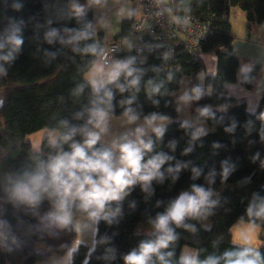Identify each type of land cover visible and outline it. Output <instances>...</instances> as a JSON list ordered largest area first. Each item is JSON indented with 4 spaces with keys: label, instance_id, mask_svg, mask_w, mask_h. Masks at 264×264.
Listing matches in <instances>:
<instances>
[{
    "label": "trees",
    "instance_id": "1",
    "mask_svg": "<svg viewBox=\"0 0 264 264\" xmlns=\"http://www.w3.org/2000/svg\"><path fill=\"white\" fill-rule=\"evenodd\" d=\"M68 1L0 0V264H35L51 252L64 254L69 249L76 233L51 215L60 200L54 189L34 191L36 200L18 189L32 190L31 178L39 174L48 180L49 166L71 154L73 144L89 156L110 151L99 141L91 148L85 145L95 108L116 116L170 119L160 127L162 135L150 133L145 144L151 143V148L141 149L142 164L157 156L166 159L147 189L137 179L120 199L107 202L105 215L97 221L94 248L80 245L72 253V264H126L125 257L133 251L139 254L142 243L158 240L162 233L154 226L157 217L182 194L195 195L194 187L210 193L208 203L200 215L186 216L179 226L170 221L176 238L160 250L164 260L152 254L149 264H183L185 246L196 250L197 260L211 257L219 264H226V253L249 249L232 242L231 228L245 221L264 229V215L255 214L264 206V91L255 113L247 111L244 101L226 95L225 85L236 81L239 66L229 14L238 7L249 23H264V0L188 2L193 14L210 23L211 33L200 41L201 53L214 54L218 62L217 75L205 78L212 93L197 87L189 98L191 108L203 112L202 120L212 128L205 134L178 119L176 108L183 80L205 70L201 59L181 44L169 57L147 41L138 53L117 54L122 63L131 61L132 76L122 73L96 91L85 75L99 60L103 37L94 32L93 13L70 15ZM131 32V23L124 22L118 39ZM13 37L22 41L19 47ZM93 46L95 52L90 50ZM258 71L255 65L241 83L251 88ZM133 79L138 83L133 85ZM43 129L57 131V140L51 143L46 136L41 151H35L26 138ZM80 205L75 196L72 210L88 213ZM40 246L50 250L41 252ZM251 250L259 252L264 264V241Z\"/></svg>",
    "mask_w": 264,
    "mask_h": 264
},
{
    "label": "crops",
    "instance_id": "2",
    "mask_svg": "<svg viewBox=\"0 0 264 264\" xmlns=\"http://www.w3.org/2000/svg\"><path fill=\"white\" fill-rule=\"evenodd\" d=\"M77 8L82 9V11L78 12ZM67 11L70 15L85 14L89 11L92 12L96 21L94 32L102 35L103 47L108 43L118 40L121 44V52H130L133 50L135 41L132 35L123 39H118V37L122 33L124 22H130L133 27L135 20L142 14L141 5L135 1L69 0ZM229 21L233 34V54L239 59V66L236 73V81L225 85L226 95L237 101H244L247 111L255 113L258 110L261 96L264 91V23H249L246 18V13L238 7L230 10ZM201 60L205 66V70L195 77L185 78L183 80V84L177 92L178 101L176 108L178 111V119L190 122L198 133L205 134L211 131L212 128L202 120L201 117L203 112L191 108L189 98L197 87L207 94L212 93V88L205 85V78L208 76L215 77L217 75L218 62L214 54H203ZM117 62H119L118 58L113 60L110 64H104L100 60H97L93 67L86 73L85 79L92 85V81L96 80V87L98 88L105 87L106 84L109 83L107 76L104 73L97 72L96 69L103 67L106 73ZM255 65H259V71L253 81L252 87L247 88L241 83V80L244 75L252 71ZM107 114V119L103 126L104 130L101 131V129L97 128L94 124L91 133L99 134L100 139L98 141L111 151L117 166H119V157L121 155L119 146L121 144L127 142L138 143V136L139 139L146 143L153 130L171 122L168 118H157L149 124L148 121L150 119L136 117L135 120H130L129 117L133 116L130 114H123L120 116L110 113ZM138 129L143 130V135H139ZM46 131V129H43L39 132ZM55 132L57 131L46 132L50 141V136H53V138L58 137V133L56 135ZM29 142L32 144V141ZM122 195L123 193H121V197ZM74 198V194L66 198V211L71 217L69 224L76 233L75 239L71 242L69 249L64 254L51 252L46 260L36 262L35 264H72V256L71 258L68 256L70 250H76L80 245L87 246L89 251L94 248L97 221L99 218L103 217L105 213L102 212L99 218H93L89 213H75L72 210ZM58 203L52 209L51 215L53 217L63 214L58 208ZM260 240L263 243L264 236L262 234ZM38 250L41 252H48L50 248L47 246H40ZM196 255L197 252L195 249L185 246L181 253V259L184 256L194 257L196 259Z\"/></svg>",
    "mask_w": 264,
    "mask_h": 264
},
{
    "label": "clouds",
    "instance_id": "3",
    "mask_svg": "<svg viewBox=\"0 0 264 264\" xmlns=\"http://www.w3.org/2000/svg\"><path fill=\"white\" fill-rule=\"evenodd\" d=\"M77 11L82 9L77 8ZM12 42L19 47L22 41L16 37L12 38ZM91 51L95 52L96 48L93 46ZM7 59V57H4ZM131 61L126 63L117 62L110 70L105 73L103 67L97 68L96 71L104 73L107 76L108 82L116 81L122 73L128 76L133 75V69L130 68ZM96 91L97 81H92ZM133 85L138 83L137 79L131 81ZM123 90V88L121 89ZM199 95V89L196 90ZM109 100L112 98V93H106ZM187 98V97H185ZM131 103V101H129ZM208 110L204 109L206 113ZM131 112V109H129ZM107 112L101 108H95L92 113V119L89 123H94L101 131L107 119ZM130 120H135V116H130ZM157 117L153 115L148 121L151 124ZM160 119H165L161 117ZM139 135H143V130H137ZM158 135H162V129L156 128ZM67 139V137L65 138ZM100 139L98 133H88V138L85 145L88 148L94 146ZM138 143L127 142L119 146L120 157L119 166L114 162L113 155L110 151H96L91 156L87 154L85 149L77 144H73L74 151L71 154H64L57 158L50 167V178L45 179L43 174L33 176L31 178L32 190L28 187L18 189L21 195L30 200H36L37 197L33 195L36 190L47 191L48 188H53L55 194L60 197L58 208L63 213L55 216V219L64 225L70 223V214L66 211L67 197L71 195L77 196L81 200L80 207L89 213L93 218H99L104 211L107 202L118 200L121 198V193L124 190L136 183L139 179L145 185L157 175L161 165L165 162L164 157L157 156L148 161L147 164H142L143 154L141 149H150L151 143L145 144L143 140L137 137ZM144 174H141V173ZM228 169H225V176H227ZM195 195L187 193L182 194L166 214L159 215L155 221V228L162 233L156 242H145L140 245V252L133 251L130 255L125 257L126 264H149L152 254H157L160 260H164V256L160 254V250L167 248L169 243L175 240L173 230L169 227V223L175 222L178 226L183 222L186 216H198L201 210L208 203L210 193L205 192L201 187H194ZM251 214V209L249 210ZM257 216L264 215V206H261L259 211L255 213ZM69 251L68 256L71 258L72 252ZM168 255H172L168 253ZM226 264H261L259 252H253L251 249H245L240 252H229L225 254ZM183 264H219L218 259L209 258L205 261H199L194 257L184 256L182 258Z\"/></svg>",
    "mask_w": 264,
    "mask_h": 264
},
{
    "label": "built area",
    "instance_id": "4",
    "mask_svg": "<svg viewBox=\"0 0 264 264\" xmlns=\"http://www.w3.org/2000/svg\"><path fill=\"white\" fill-rule=\"evenodd\" d=\"M142 7L141 16L135 20L131 35L138 53L144 42L150 41L160 46L172 57L178 45L195 58L201 59L200 41L211 33L210 23L193 14L189 0H133ZM121 51L118 40L106 44L99 60L110 64ZM119 62H121L119 60Z\"/></svg>",
    "mask_w": 264,
    "mask_h": 264
},
{
    "label": "rangeland",
    "instance_id": "5",
    "mask_svg": "<svg viewBox=\"0 0 264 264\" xmlns=\"http://www.w3.org/2000/svg\"><path fill=\"white\" fill-rule=\"evenodd\" d=\"M46 132H52L49 129H46ZM46 132H37L31 134V136H27V141H32V145L35 151H41L43 139L47 136ZM58 132H55L57 135ZM51 143H55L57 138H53L50 136ZM223 187L218 189L215 193L216 196L220 195ZM208 225V224H206ZM141 227L138 228L140 230ZM2 232V231H1ZM232 242L236 245H240L249 249L258 250L261 245V234L264 236V229L259 227L256 224L245 222V221H238L236 222L232 229ZM263 238V237H262Z\"/></svg>",
    "mask_w": 264,
    "mask_h": 264
},
{
    "label": "water",
    "instance_id": "6",
    "mask_svg": "<svg viewBox=\"0 0 264 264\" xmlns=\"http://www.w3.org/2000/svg\"><path fill=\"white\" fill-rule=\"evenodd\" d=\"M187 194H189V193H187ZM179 199V198H178Z\"/></svg>",
    "mask_w": 264,
    "mask_h": 264
}]
</instances>
